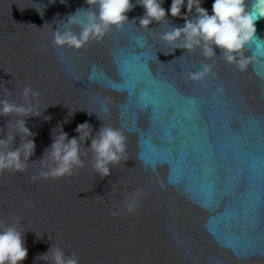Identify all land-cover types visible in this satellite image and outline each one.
<instances>
[{
  "label": "water",
  "instance_id": "obj_1",
  "mask_svg": "<svg viewBox=\"0 0 264 264\" xmlns=\"http://www.w3.org/2000/svg\"><path fill=\"white\" fill-rule=\"evenodd\" d=\"M171 3L162 5L169 26L182 27L167 13ZM212 4L201 6L211 14ZM42 5L43 17L33 8ZM80 8L85 0H0V99L24 104L31 87L42 111L25 119L35 142L26 169L0 174V226L25 231L22 264H48L36 258L52 245L80 264H264V18L240 72L219 49L209 59L173 50L160 40L167 25L139 27L140 6L127 13L135 24L102 41L56 48L54 19L66 23ZM206 64L211 74L193 81ZM15 119L0 117V129ZM84 123L93 136L102 126L123 132L126 159L101 178L89 140L72 176L38 178L57 126L73 138ZM137 192L139 208L128 214Z\"/></svg>",
  "mask_w": 264,
  "mask_h": 264
},
{
  "label": "clouds",
  "instance_id": "obj_2",
  "mask_svg": "<svg viewBox=\"0 0 264 264\" xmlns=\"http://www.w3.org/2000/svg\"><path fill=\"white\" fill-rule=\"evenodd\" d=\"M60 2L65 3V0ZM85 2L87 8L77 9L69 14L66 23L54 19L53 23L57 24V28L55 31L52 29V44L56 48L78 51L91 41L100 42L110 30H119L125 25L135 24L134 21L129 22L127 13L135 6H140L144 9V15L139 18V27L149 29L153 22L167 25V30L160 35V40L172 46L173 50L192 52L199 49L204 58L209 59L217 57L216 50L219 49V57H222L225 63L234 65L240 72L247 71L252 62V58L246 56L244 51L254 40L259 39L255 25L259 19L264 18V8L254 5L249 9L246 0H213L211 14L201 6L202 0H172L167 13L173 18L180 17L184 20L182 27H175L169 26L166 10L162 6L164 0H135V4L132 0ZM48 3H55V0H48ZM258 5H264V0H258ZM182 7L186 8L187 15L181 16ZM33 8L43 17V5L41 8ZM211 71V66L206 64L200 71L191 73L190 78L199 82L210 75ZM39 95V92L26 86L22 92L24 104L0 99V117H16L14 123L10 120L7 124L6 132L0 129V174L7 171L23 172L34 154V134L26 126L25 119L41 116L42 111L37 102ZM72 114L68 112L69 117ZM44 119L48 120L50 117ZM64 122H68L67 118ZM75 131L77 136L69 138L63 132L62 125L57 126L53 132L51 146L40 161L42 171L38 178L47 180L72 176L74 170L84 166L81 159L82 145L89 140V151L93 154L92 168L101 178L108 177L111 168L126 159V138L120 130L102 126L93 136L90 126L84 123L78 125ZM17 136L24 139L18 147H10ZM142 196L143 193L137 192L126 201L125 212L134 214L139 208V199ZM24 232L17 223L0 226V264H22L27 258ZM36 259L47 261L48 264H80L76 252L66 254L62 248L53 245Z\"/></svg>",
  "mask_w": 264,
  "mask_h": 264
}]
</instances>
